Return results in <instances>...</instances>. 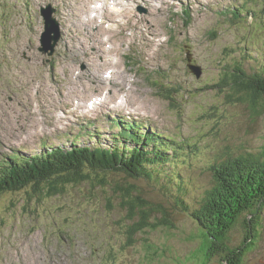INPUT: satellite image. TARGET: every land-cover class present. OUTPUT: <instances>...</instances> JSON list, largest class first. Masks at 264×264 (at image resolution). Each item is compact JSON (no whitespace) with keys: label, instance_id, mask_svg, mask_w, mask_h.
<instances>
[{"label":"rangeland","instance_id":"1","mask_svg":"<svg viewBox=\"0 0 264 264\" xmlns=\"http://www.w3.org/2000/svg\"><path fill=\"white\" fill-rule=\"evenodd\" d=\"M106 1L121 4L102 10L98 3ZM243 1L259 17L230 20L226 7L249 9L241 0H0V160L70 148L77 135L78 147L111 152L135 131L119 134L113 118L123 129L137 124L135 132L188 142L181 156L152 165L153 178L132 181L115 173L107 175L111 188L101 180L67 185L49 198L30 190L1 197L0 264H195L202 240L193 237L202 229L190 210L214 185L210 166L264 144V117L232 102L222 84L234 69L226 64L237 57L245 55L249 72H264V0ZM47 4L56 8L53 20L63 35L51 41L52 56L39 52L45 30L40 9ZM186 56L203 68L201 77ZM87 122L108 134L89 140ZM195 142L206 145L196 150ZM123 187L141 194L156 213L166 209L170 229L139 233L129 246L138 219L123 205ZM152 218V224L163 221L162 215ZM260 221L258 246L245 264H264V212ZM242 227L232 231V247L243 242Z\"/></svg>","mask_w":264,"mask_h":264},{"label":"trees","instance_id":"2","mask_svg":"<svg viewBox=\"0 0 264 264\" xmlns=\"http://www.w3.org/2000/svg\"><path fill=\"white\" fill-rule=\"evenodd\" d=\"M229 64L234 69L225 73L222 84L231 91L230 100L246 104L253 115L263 118L264 72H249L238 58ZM138 137L143 138L138 146L129 149L112 147L109 152L103 148L92 149L94 151L58 148L37 157L18 158L0 165V196L30 189L32 196L49 198L60 194L67 185L76 187L85 182L95 184L101 180L107 183L104 187L111 188V182L107 180L109 174H124L132 181L140 177L153 178V164H165L170 156L184 154L183 143L173 145L169 141L151 139L144 134ZM144 140L147 144L139 148ZM154 144L155 148L150 149ZM193 148L201 150L203 147L201 143L195 142ZM170 150L178 154L171 155L168 153ZM209 170L214 185L205 192L199 208L190 210L198 231L199 227L202 229L200 235L198 233L193 237L202 240L192 255L195 264H210L216 258L221 264H245L247 254L258 246V235L262 227L260 216L264 212V144L258 152H236L212 164ZM116 189L119 192V186ZM121 193L124 207L131 211L133 218L138 219L129 229V246H133V237L139 232L156 231L162 226L170 229V213L166 209L165 213H156L157 209L150 207V203L141 194L135 196L132 190H126L125 187ZM179 201L189 207L181 198ZM154 214L162 215L163 221L152 224ZM238 226H243L245 237L241 245L232 247L230 235Z\"/></svg>","mask_w":264,"mask_h":264},{"label":"water","instance_id":"3","mask_svg":"<svg viewBox=\"0 0 264 264\" xmlns=\"http://www.w3.org/2000/svg\"><path fill=\"white\" fill-rule=\"evenodd\" d=\"M42 12L46 18V32L43 35L42 42L44 44V50H49L50 48L51 49L54 48V45H51L52 40H54L56 43L58 42L60 38V32L56 20L55 19L53 20V10L51 8H48V9H43ZM53 33H55V36H53ZM190 68L197 76L202 75V69L200 66L190 65Z\"/></svg>","mask_w":264,"mask_h":264},{"label":"bare ground","instance_id":"4","mask_svg":"<svg viewBox=\"0 0 264 264\" xmlns=\"http://www.w3.org/2000/svg\"><path fill=\"white\" fill-rule=\"evenodd\" d=\"M227 9H229V10H231L232 12H235L234 11V8H231V6H228L227 7ZM230 12V11H229ZM230 14V13H229ZM114 120H115V123L119 126V134H124V133H120L121 132V130H122V120H119V119H116V118H113ZM132 126L134 127V129L135 130H138V128H137V124H132ZM90 129H92L91 127H89L88 128V130H90ZM85 129H84V127L80 130V132H83ZM128 130L127 129H125V133L127 132ZM132 132H134L135 133V131H132ZM175 159V158H174Z\"/></svg>","mask_w":264,"mask_h":264}]
</instances>
